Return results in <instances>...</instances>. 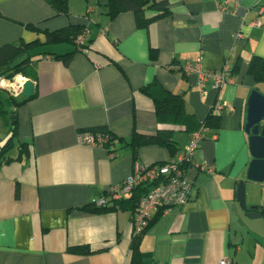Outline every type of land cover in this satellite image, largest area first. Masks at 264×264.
<instances>
[{"label":"crops","instance_id":"1","mask_svg":"<svg viewBox=\"0 0 264 264\" xmlns=\"http://www.w3.org/2000/svg\"><path fill=\"white\" fill-rule=\"evenodd\" d=\"M165 1L169 13L139 27L131 11L109 17L106 0H67L65 14L46 0H0V46L37 41L34 51H43L31 58L32 97L5 105L14 110L16 131L4 155L9 160L0 161V264H130L132 210H94L92 202L125 181L135 163L176 158L212 112L219 124L193 153L198 167L188 170V200L153 217L139 237V262L264 264V219L247 217L236 198L243 183L246 204L258 212L264 206V184L246 180L252 156L244 130L250 92L264 93V81L247 71L254 55L264 57V0ZM72 24L89 31L83 48L46 42V32ZM197 57L208 69L236 65L235 83L201 93L196 75L178 69ZM152 81L182 95L191 115L186 126L159 122L153 100L141 91ZM8 95L0 88V99ZM7 114H0V146L9 137ZM97 126L116 139L94 146L78 141L79 132ZM165 127L172 128L171 146L143 145L134 153L133 133ZM20 143L27 156L18 157ZM73 246L91 252H70Z\"/></svg>","mask_w":264,"mask_h":264},{"label":"trees","instance_id":"2","mask_svg":"<svg viewBox=\"0 0 264 264\" xmlns=\"http://www.w3.org/2000/svg\"><path fill=\"white\" fill-rule=\"evenodd\" d=\"M46 1L52 6L56 13L65 14L67 12V0ZM105 5L107 8V14L111 18L115 17L121 12L131 11L135 16L136 24L139 27H146L150 22L162 18L169 13L168 5L165 0H106ZM148 11H152L153 13L147 14ZM83 29L84 28L82 25L72 24L52 32H46V42H70L74 44L76 50L80 49V47L75 42V38L79 33H81ZM38 44L40 43L37 41L30 43L20 41L17 43H6L0 46V76L11 78L17 74H21L27 78L35 80V70L31 65V58L34 55L43 54V51H34ZM153 52L154 51L151 48V53ZM70 54L71 52H68L64 56L66 57ZM235 68L236 65L232 68V71H230L235 72ZM247 71L253 74L257 82H263L264 57L254 55L248 64ZM141 91L153 100L159 122L172 126H186V124L191 120V115L185 110L184 100L181 94L168 91L157 81H152L149 84L144 85L141 88ZM31 97L26 99L21 97V99H18L17 97L8 95L5 101L0 99V114H6L8 111H11L10 119L12 122L9 137L4 142V144L0 146V161L9 160V157L4 158V155L13 147V137L15 136L16 131L14 110L12 109L7 111L5 108V102H9V105L11 108H13L27 101ZM218 124L219 118L217 114L212 112L205 121L200 123L197 129L203 125L209 130H216ZM88 131L106 136L107 140L105 144H111L114 139H116L112 132L109 131L105 126L90 128ZM171 143L172 128L169 127L159 128L156 133L152 134L133 133L129 142V144L133 147L134 153H136L137 149L143 145L164 144L171 146ZM18 149V157H21V155H28V148L24 143H20L18 145ZM149 187L150 185H139L133 189L127 197H124L120 200L111 199L109 198V195H107V204L103 207H97L93 202L92 205L96 207L94 210L116 208L117 206L124 205L130 208L134 215L139 198L149 190ZM109 203L112 204L108 205ZM252 210L257 211L258 207L253 206ZM260 212L264 213V206L260 207ZM139 237H133L132 239L130 264H140L139 261L141 255L139 252ZM68 250L77 254H88L91 252L87 246H73L69 247Z\"/></svg>","mask_w":264,"mask_h":264},{"label":"built area","instance_id":"3","mask_svg":"<svg viewBox=\"0 0 264 264\" xmlns=\"http://www.w3.org/2000/svg\"><path fill=\"white\" fill-rule=\"evenodd\" d=\"M260 9L259 12H263ZM253 24L259 25L256 20ZM89 31L86 27L79 33L75 42L83 48L88 39ZM235 37H241V33H235ZM180 72L185 75L195 74L196 84L201 93H205L208 88L218 89L224 84L235 83V78L230 74V65L225 62L218 69H208L203 66L202 58L197 57L194 61H185L178 66ZM28 78L17 74L11 78L0 76V88H4L14 97L21 95L24 82ZM223 105L218 107L219 110ZM208 129L201 126L192 132L184 148L178 153L176 158L169 159L162 164L145 166L135 163L132 174L120 185L112 187L109 191V198L120 200L131 193L139 185H150L149 190L139 198L136 211L132 219V236L139 237L148 227L150 221L157 213H165L171 208L183 205L189 197L192 180L188 177V170L198 165L193 160V153L198 147L199 142L205 138ZM107 137L101 134L93 133L88 130L79 132L78 141L88 145H102L106 143ZM207 168L206 166H203ZM202 167V168H203ZM264 184V181H263ZM107 197H100L93 203L97 207H103L107 204ZM228 258L220 260V264H229Z\"/></svg>","mask_w":264,"mask_h":264},{"label":"water","instance_id":"4","mask_svg":"<svg viewBox=\"0 0 264 264\" xmlns=\"http://www.w3.org/2000/svg\"><path fill=\"white\" fill-rule=\"evenodd\" d=\"M33 94L34 83L27 79L22 86L21 96L26 99ZM246 106L244 130L248 134V145L252 156L248 165L246 180L262 184L264 181V93L253 89L250 92ZM236 198L240 207L246 212L247 217L264 218L263 212L254 211L251 206L246 204L243 183L236 188Z\"/></svg>","mask_w":264,"mask_h":264},{"label":"rangeland","instance_id":"5","mask_svg":"<svg viewBox=\"0 0 264 264\" xmlns=\"http://www.w3.org/2000/svg\"><path fill=\"white\" fill-rule=\"evenodd\" d=\"M6 107H9V104H8V103H6ZM10 112H11V111H10ZM10 112L8 111V114H7L9 120H10ZM10 127H11V125H10ZM263 219H264V218H263Z\"/></svg>","mask_w":264,"mask_h":264}]
</instances>
